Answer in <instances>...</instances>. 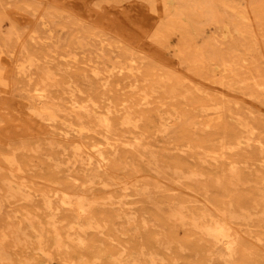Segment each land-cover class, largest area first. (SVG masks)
<instances>
[{
  "label": "rangeland",
  "instance_id": "374dc122",
  "mask_svg": "<svg viewBox=\"0 0 264 264\" xmlns=\"http://www.w3.org/2000/svg\"><path fill=\"white\" fill-rule=\"evenodd\" d=\"M217 4L251 26L245 0ZM177 10L175 0H0V264H264V99L233 68L187 63L180 45L200 58L213 39L247 69L255 50L234 28L200 32ZM28 57L36 65L23 71ZM47 67L65 106L56 121L38 117L50 100L33 93ZM81 144L103 149L105 165H90ZM65 193H85L89 214L63 205ZM226 220L242 237L232 255L209 234Z\"/></svg>",
  "mask_w": 264,
  "mask_h": 264
},
{
  "label": "bare ground",
  "instance_id": "6f19581e",
  "mask_svg": "<svg viewBox=\"0 0 264 264\" xmlns=\"http://www.w3.org/2000/svg\"><path fill=\"white\" fill-rule=\"evenodd\" d=\"M175 1L177 2V5H178V10H177L178 12L177 13L179 15L185 17V18L190 19L191 21L192 20L194 22L196 21L197 22V30H199L200 32H202V31L205 32V27L207 25H210V24L223 25L225 27V29H227L229 31H231V28H234L236 34L238 35V40L240 41V43L245 47L250 46L252 49L255 50V54H256V55L252 56V58L250 59L251 60L250 68H248V69L243 68L234 60L233 56L230 53H227L221 47L222 45L221 46L219 45L218 41L216 42L215 40L210 39L205 44L204 47L202 46L201 48H199V49H202L201 53L203 54V57L200 56V58L194 57L191 50H188L187 48H185V46L180 45V47H181L180 50L185 49L187 52V55H188L187 63H189V64H192V63L200 64V63H203L207 60L213 66L219 65V66H223L226 68H233L235 75L240 79L241 86H243L244 88L246 87V89H248V90H251L253 95H256L257 97H261V98L263 97V99H264V0H245L246 14H245L244 18H245V20H247L246 22H248V23L251 22V24H250L251 26H247L244 23L241 24L240 23L241 21H239L237 18H232L231 16H229V14L222 13L219 9L218 4H217V0H175ZM238 18H240V17H238ZM4 23H5V20H0V25H1L2 29H3ZM242 25L243 26L246 25V27L244 26L245 30L241 29ZM2 29H1V31H2ZM7 29L8 30L4 29L5 30L4 32L7 33L9 37L11 35L17 33L16 30L11 25ZM18 34H19V32H18ZM228 34H229V32H228ZM230 34H231V32H230ZM8 40L9 39H7V41ZM34 65H36V62L34 61L33 57H28L23 62L21 69L23 71H30ZM131 67H133V66H131ZM116 68H117V66H116ZM130 70L134 71L133 68H131ZM205 70L209 71L210 69L207 68ZM120 71H122V70L120 69ZM56 77H57V75L49 67L44 68L43 73H42V79H41L40 83L37 85V87L34 88V90H33L34 97L37 99V101L41 102V100L43 101V99H45V98H47L51 101V103L49 101V104H47L46 106H42L41 112H39V113L37 112V114L39 115L38 117H40V115L42 116L43 114H45V115H48V119H50V118H51V120L55 119V121L58 119V113L61 111H64V107H65L64 106L63 108H61L57 103H53V98L50 97V87H51L52 83H54L56 81ZM170 80H171V78H170ZM162 81H163V79H162ZM179 84L181 85V83H179ZM220 85L223 88V85H224L223 82H221ZM230 88H231V86H228V89H226L227 90L226 93L231 92ZM174 90H172V91L174 92ZM72 98H73L72 99V105H73V108H75L77 101L75 100L74 94H73ZM63 105H65V104H63ZM28 111H27V113H28ZM30 111H31V109H30ZM83 111L89 115L91 114V111L89 110L88 106H84L83 108L81 107L80 109L77 110V112L80 115ZM31 115H32V113H31ZM97 125L105 129V131L107 133V135L105 137L106 144L109 146H112V144L110 143V137H112V135H113L112 134L113 127H112L110 118L108 116H102V117L98 118ZM95 126H96V124H95ZM163 127H164V129H167L169 126L167 124H163ZM83 129L84 128H81L80 130L83 131ZM79 149H80L81 153L87 154V159H88L90 165L92 164L93 159H96L97 164L105 165V162H106L105 151L103 149H101L97 144H92L90 146L89 145L85 146V144H81ZM113 151L115 152V149H113ZM194 178H195L194 180L197 181V179L199 178V175H196ZM15 193L27 195V193L22 188L17 189L15 191ZM27 196H29V195H27ZM60 202L63 205H68V206H71L72 208H74V210L81 217H86L89 214V212L91 210V206H92V203L89 202L85 193H80L78 195H73V196L65 193L63 195V198L60 199ZM45 204L47 205L48 209L54 210L53 201L51 198L45 199ZM174 217L177 220L182 221L184 219V215H183L182 210H178L177 212H175ZM54 220H55V218H53V221ZM209 234L211 236H213L218 242L224 244L230 255H232L234 253L235 248L238 245H240L241 240H242L240 233L238 231L234 230L230 220H228V221L226 220L224 223H215L214 225H212L209 228ZM24 235L25 234L22 232L21 229L16 231V238L18 241L23 240Z\"/></svg>",
  "mask_w": 264,
  "mask_h": 264
}]
</instances>
